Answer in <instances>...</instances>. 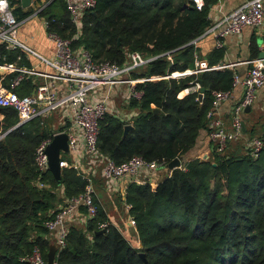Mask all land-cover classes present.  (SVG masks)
Here are the masks:
<instances>
[{
    "label": "trees",
    "instance_id": "16d2710c",
    "mask_svg": "<svg viewBox=\"0 0 264 264\" xmlns=\"http://www.w3.org/2000/svg\"><path fill=\"white\" fill-rule=\"evenodd\" d=\"M218 0H205L202 9L191 0H96L82 17V35L72 45L83 44L94 60L117 65L127 62L128 53L159 55L129 72L144 80L135 87L140 98L130 106L139 112L123 120L106 112L99 120L98 147L117 163L134 155L168 162L188 153L199 135L208 129V111L214 90H229L236 72L232 68L210 69L181 77L170 76L195 66L197 43L211 26L210 10ZM20 18L26 12H16ZM50 29L71 37L75 27L63 0H52ZM0 62H14L20 51L5 49ZM171 56V58H169ZM215 49L210 66L220 61ZM17 62L29 65L24 56ZM13 71L0 75L4 83ZM169 76V77H168ZM206 87L204 97L193 91L180 93L196 81ZM35 83L24 79L18 90L28 93ZM156 109H159L157 112ZM44 117H35L7 132L17 122L16 111L0 107V264H29L21 258L37 245L44 259L50 244L45 221L55 209V189L62 186L65 198L86 190L87 179L75 167H61L59 179L50 169L39 172L34 154L39 142L51 136ZM132 124L126 134L124 126ZM258 155L240 154L229 148L208 158L193 156L187 169L174 168L152 185L132 180L123 195L135 220L140 247L131 245L107 221L104 207L93 195L96 213L85 229L68 227L66 246L56 250L58 264H264V121ZM6 132V133H5ZM231 146V145H230ZM37 181L48 183L40 188ZM107 224L103 227L102 225Z\"/></svg>",
    "mask_w": 264,
    "mask_h": 264
},
{
    "label": "built area",
    "instance_id": "2783aa9c",
    "mask_svg": "<svg viewBox=\"0 0 264 264\" xmlns=\"http://www.w3.org/2000/svg\"><path fill=\"white\" fill-rule=\"evenodd\" d=\"M69 12L70 21L75 30L71 37H64L58 32L50 29V16L46 14L52 0H29L23 5L21 0H0V45L5 49L18 50L16 56L18 61L23 56L28 59L30 65H16L14 62H0V67L7 71H15L17 74L4 83L0 76V107H10L16 111V124L24 123L35 117H44L63 106H68L71 116V126L81 130V136L85 142V151L90 156H99L104 159L102 164V176L110 181L118 180L124 176H136L141 169H160L169 165L166 159L146 160L139 155L117 163L106 155L102 154L98 147L99 120L108 111V100L110 98L111 86L118 83L135 84L149 79H158L159 76L150 78H131L125 74L131 70L145 65L147 62L156 59L166 53L159 55L144 56L138 51L128 53L127 62L120 66L115 62L107 60H94L91 53L83 44L73 46L74 40L82 35V17L88 9H93L96 0H63ZM192 4L199 9L205 5V0H191ZM26 12V15L19 17L17 11ZM38 18L39 26L43 30L44 40L50 44V52L44 54L42 51L28 44L20 35L21 25L27 20ZM264 23V0H248L238 8L230 12L220 21L211 25L206 31L192 43H197L199 38L215 32V36L222 38L228 34H240L248 27H259ZM219 45L221 43L219 42ZM5 58L0 52V59ZM171 58V56H169ZM248 72L242 76L238 73L234 76L233 86L229 90H214L213 107L208 111V137L211 142L210 151L218 153L225 152L232 143L245 137L243 114L248 106H252L258 96V90L264 86V58H256ZM221 67V66H220ZM214 69L213 66L202 64L196 57L195 66L185 71L173 72L170 76L181 77L205 70ZM1 75V74H0ZM35 76L40 81L35 83L32 91L21 94L17 88L22 80ZM169 77V76H168ZM54 81H61L66 93L59 94L55 88ZM243 86V97L234 104L229 123L220 114L221 105L232 97V91L237 86ZM105 86L107 91L103 96L94 100L90 99V92ZM201 84L196 81L193 85L186 87L181 93L198 91ZM132 97L140 98L142 90L133 85ZM204 97V96H203ZM15 124V125H16ZM65 132L67 144L70 149L76 146L77 137L72 129L54 131L51 136L43 138L36 146L34 164L39 172L49 168L48 145L55 134ZM3 134H0V138ZM263 146L259 136L252 137L247 143V150L257 156ZM59 167H67L69 164L65 159H59ZM179 168L187 169L186 163ZM88 181L86 190L69 198L64 205L59 207L54 214L45 221L48 230L47 236H52L57 250L66 246L68 233L67 219L78 210L79 207H86L89 217L96 213L94 204V191ZM40 188L48 187V183L37 181ZM129 206V205H128ZM130 224L135 226V220L130 217ZM107 223L104 222L103 227ZM22 261L29 264H45L46 260L40 248L35 245L31 253L23 256ZM55 264H58L55 259Z\"/></svg>",
    "mask_w": 264,
    "mask_h": 264
},
{
    "label": "crops",
    "instance_id": "0c3cea01",
    "mask_svg": "<svg viewBox=\"0 0 264 264\" xmlns=\"http://www.w3.org/2000/svg\"><path fill=\"white\" fill-rule=\"evenodd\" d=\"M247 1L248 0H218L214 5L211 6V25L220 21L230 12ZM36 26L42 29L40 26ZM20 35L22 39H24L28 44L42 51L44 54H48L50 52L49 43H44L41 40L43 43L42 44L41 42L33 40L31 37H28L29 40L24 38L22 28L20 30ZM215 35V32H211L199 38L197 41L198 50L196 56L198 59H200L202 64L210 66V54L215 49H219L222 53V57L220 58V61L213 66L214 69L228 67L234 69L236 73L244 76L252 66L251 61L258 58L261 48H264V23L259 27L248 26L240 34H228L222 38H219ZM260 41H262L261 45L259 43ZM219 42L221 45H219ZM14 63L19 66L24 65L17 61ZM10 72L13 71H6L2 74ZM125 75L126 77H131L129 76V73ZM26 79H30V81L33 83L40 81V79L35 76H30ZM53 83L55 88H58L60 95L67 92V89L61 81H54ZM133 85H136V83ZM133 85L130 83H118L111 86L110 98L107 102L108 112L119 116L123 120L132 119L135 115H137L139 112L138 107L130 106ZM20 86L21 84L18 86V90ZM34 86L35 85L31 87L30 91L33 90ZM106 91L107 87L101 86L90 92V99L94 100L99 96H103ZM243 95L244 88L243 86L239 85L233 89L232 97L221 105L220 114L225 119L226 123H229L234 104L238 102L243 97ZM181 96H184V94L182 93ZM51 115H53L54 118L52 123H50V126L53 127V132L58 130H67L70 128L77 137L76 146L73 149H70L69 147L67 150L60 149L59 159H65L69 166L75 167L80 173H82V175H85L89 179V183L91 184V187L94 191V196L105 209L107 221L115 225L128 239L132 246L139 248L140 239L138 231L135 226L130 224V206H128L129 204H127L124 200L123 195L126 191L127 185L132 180H135L136 182L149 181L152 185H157L159 181L171 174L172 170L170 169L169 165L164 168L154 170L141 169L136 176H124L113 181L107 180L102 176V164L104 159L99 156H90L86 153L85 142L81 136V130L78 127L71 126L69 107L63 106L58 110L51 112L46 116V118ZM255 115H258L259 120L257 117L255 118ZM262 116H264V86L258 90V96L254 104L251 106L250 111H246L244 115L246 135L254 133L258 127L260 128L261 124L259 125V121ZM263 121L264 119L262 122ZM130 125L132 126V124ZM56 126L59 127V129H55ZM198 142L199 145L197 147L200 150L204 149L210 151L211 142L209 140L207 130L202 131V139ZM234 143L231 144L229 150H235L232 147ZM190 158H187L186 162ZM55 192L57 194L55 209L57 210L66 203L67 199L64 196L62 186H58L55 189ZM88 218L89 215L86 207H79L73 216L67 219L68 227L75 226L77 228L85 229ZM48 238L50 239V243H55L52 236H49Z\"/></svg>",
    "mask_w": 264,
    "mask_h": 264
},
{
    "label": "water",
    "instance_id": "95a60500",
    "mask_svg": "<svg viewBox=\"0 0 264 264\" xmlns=\"http://www.w3.org/2000/svg\"><path fill=\"white\" fill-rule=\"evenodd\" d=\"M22 4L25 6L29 3V0H21ZM260 41V45H261ZM259 58H264V48H261L260 52H259ZM6 68L4 67H0V73H4L6 72ZM200 84H201V88H200V92H199V99L202 100L203 96H204V92L206 90L205 86H202V81L199 80ZM251 106H248L246 108V111H250ZM156 111L158 112L159 109H156ZM22 124V123H21ZM21 124H16L14 126H12L10 129L7 130L10 131L11 129H14L17 126H20ZM132 126L130 124H127L124 126V133L126 134L129 129ZM244 130H245V123H244ZM0 132H1V120H0ZM6 133V132H5ZM4 135V133H2ZM202 139V133L199 135L198 137V141H200ZM68 148V144H67V134L65 132H60L54 135L52 141L49 143L47 151H48V164H49V169L53 172L54 176L59 179V173H60V167L58 165L59 163V151L60 149H65L67 150ZM204 158H208V155L205 156ZM182 164V159L180 157H176L173 160H171L169 162V167L171 170H173L174 168L179 167ZM56 250H57V246L55 243H50L49 247H48V251L46 254V262L45 264H55V254H56ZM140 257L143 259L144 264H147L146 262V258H145V254L143 252L139 253Z\"/></svg>",
    "mask_w": 264,
    "mask_h": 264
},
{
    "label": "rangeland",
    "instance_id": "374dc122",
    "mask_svg": "<svg viewBox=\"0 0 264 264\" xmlns=\"http://www.w3.org/2000/svg\"><path fill=\"white\" fill-rule=\"evenodd\" d=\"M36 25L39 26V23H38V18H34V19H31V20H27L26 22L22 23L21 27L22 28V33H23V37L24 38H27L28 37H31L33 40H36L38 42H41L42 41L45 43L46 41L44 40V35H43V30L40 29L39 27H37ZM29 40V39H28ZM42 40V41H41ZM37 43V42H36ZM43 44V43H42ZM246 113V112H245ZM245 113L243 114V119L244 118V115ZM257 117V119L259 120V117L258 115H255V118ZM264 119V116H262V118H260V121H259V125L262 124V120ZM54 120L53 118V115L51 116H48L47 118H44V121H45V125L50 126V123H52V121ZM51 127V126H50ZM52 130H53V127H51ZM55 129H59V127H55ZM261 131H262V128H261V125H260V128L258 127V129L256 130V132L254 133H250L248 135H246L245 137L243 138H240L239 140H237L234 144H233V148L240 153V154H245L247 152V143L248 141L252 138V137H255V136H259L261 134ZM199 145V142L196 143V145L188 152L186 153L185 155H183L181 157L182 159V163H185L187 158H190V157H193V156H200V157H205L208 155L209 156H212V151H207V150H204V149H199L197 146ZM187 157V158H186Z\"/></svg>",
    "mask_w": 264,
    "mask_h": 264
}]
</instances>
